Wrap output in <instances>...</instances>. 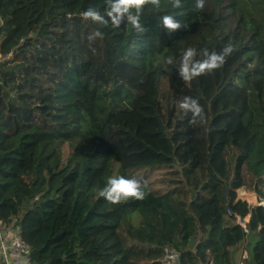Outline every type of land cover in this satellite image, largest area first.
<instances>
[{
    "label": "trees",
    "instance_id": "obj_1",
    "mask_svg": "<svg viewBox=\"0 0 264 264\" xmlns=\"http://www.w3.org/2000/svg\"><path fill=\"white\" fill-rule=\"evenodd\" d=\"M194 3L146 6L139 33L81 17L108 0H0V221L29 264H264V0ZM163 15L187 29L167 34ZM229 44L222 68L179 77L186 48ZM117 176L146 198L99 197Z\"/></svg>",
    "mask_w": 264,
    "mask_h": 264
},
{
    "label": "clouds",
    "instance_id": "obj_2",
    "mask_svg": "<svg viewBox=\"0 0 264 264\" xmlns=\"http://www.w3.org/2000/svg\"><path fill=\"white\" fill-rule=\"evenodd\" d=\"M173 8H181V0H169ZM161 0H108V8L106 13H101L95 8H88L80 15L85 21H90L95 25L106 26L109 21L113 27L118 28L122 23L127 22L131 27L139 33H143L145 28L140 22L141 14L146 6L160 7ZM194 9L203 11L205 9V0H195ZM160 27L171 35L181 28L187 29V26L176 19L174 15H163L160 18ZM90 41L103 39V33L97 29L88 37ZM95 51V49H93ZM234 51L233 47L225 45L220 51H208L202 49L200 53L193 47L184 50L179 62L178 75L187 84L201 76L211 74L222 68L226 59ZM202 55L203 59L197 58ZM166 64L174 63L173 57L169 56ZM179 108L185 114H191L193 125H204L207 123V117L204 108L197 99L185 96L179 103ZM147 192L140 180L136 178H125L124 176L110 177L105 187L99 190V197L104 198L112 204H118L128 199L143 200L147 196Z\"/></svg>",
    "mask_w": 264,
    "mask_h": 264
},
{
    "label": "built area",
    "instance_id": "obj_3",
    "mask_svg": "<svg viewBox=\"0 0 264 264\" xmlns=\"http://www.w3.org/2000/svg\"><path fill=\"white\" fill-rule=\"evenodd\" d=\"M248 220L236 216V224L246 231L245 227ZM20 230L16 226L13 229L2 228L0 230V264H29V247L20 239ZM177 255L170 252L165 256L163 263L176 264ZM242 259L246 258V253H243ZM241 264V263H238Z\"/></svg>",
    "mask_w": 264,
    "mask_h": 264
},
{
    "label": "rangeland",
    "instance_id": "obj_4",
    "mask_svg": "<svg viewBox=\"0 0 264 264\" xmlns=\"http://www.w3.org/2000/svg\"><path fill=\"white\" fill-rule=\"evenodd\" d=\"M237 199L246 202V204L251 207L258 205L255 195L253 193L245 191L244 189L237 190ZM244 220L245 221L248 220V216H246ZM163 264H167V263L164 262Z\"/></svg>",
    "mask_w": 264,
    "mask_h": 264
},
{
    "label": "water",
    "instance_id": "obj_5",
    "mask_svg": "<svg viewBox=\"0 0 264 264\" xmlns=\"http://www.w3.org/2000/svg\"><path fill=\"white\" fill-rule=\"evenodd\" d=\"M2 229V223H1V221H0V230ZM176 264H179V258L178 257H176Z\"/></svg>",
    "mask_w": 264,
    "mask_h": 264
},
{
    "label": "crops",
    "instance_id": "obj_6",
    "mask_svg": "<svg viewBox=\"0 0 264 264\" xmlns=\"http://www.w3.org/2000/svg\"><path fill=\"white\" fill-rule=\"evenodd\" d=\"M250 195H252V194H250Z\"/></svg>",
    "mask_w": 264,
    "mask_h": 264
},
{
    "label": "bare ground",
    "instance_id": "obj_7",
    "mask_svg": "<svg viewBox=\"0 0 264 264\" xmlns=\"http://www.w3.org/2000/svg\"><path fill=\"white\" fill-rule=\"evenodd\" d=\"M264 204V203H263Z\"/></svg>",
    "mask_w": 264,
    "mask_h": 264
}]
</instances>
